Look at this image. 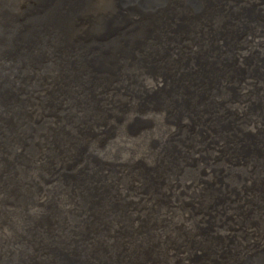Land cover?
Returning <instances> with one entry per match:
<instances>
[{"label": "bare ground", "instance_id": "bare-ground-1", "mask_svg": "<svg viewBox=\"0 0 264 264\" xmlns=\"http://www.w3.org/2000/svg\"><path fill=\"white\" fill-rule=\"evenodd\" d=\"M0 264H264V0H0Z\"/></svg>", "mask_w": 264, "mask_h": 264}, {"label": "rangeland", "instance_id": "rangeland-1", "mask_svg": "<svg viewBox=\"0 0 264 264\" xmlns=\"http://www.w3.org/2000/svg\"><path fill=\"white\" fill-rule=\"evenodd\" d=\"M232 31H236V33H238L237 30H234V28H233ZM239 31H240L241 34H242V33L245 34V32L241 31L240 29H239ZM229 32H230V31H228L226 34L229 35ZM238 37H240V36H238ZM238 37H237V38H238ZM95 38H96V37H91V38H90V41H91L90 44H92V43H98V42H102V43H104L105 41L108 40V38H107L106 36H104V37H103L102 39H100V40H97V39H95ZM237 38H236V39H237ZM231 42H232V40H231Z\"/></svg>", "mask_w": 264, "mask_h": 264}]
</instances>
